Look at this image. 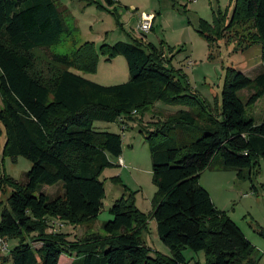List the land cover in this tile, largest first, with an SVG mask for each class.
Returning <instances> with one entry per match:
<instances>
[{
	"label": "trees",
	"instance_id": "16d2710c",
	"mask_svg": "<svg viewBox=\"0 0 264 264\" xmlns=\"http://www.w3.org/2000/svg\"><path fill=\"white\" fill-rule=\"evenodd\" d=\"M66 12L59 0H0V155L32 163L22 182L3 175L12 190L1 212L0 244L18 240L9 251L12 264H61L63 254L70 264H185L186 248L205 252L206 264H257L255 247L215 206L200 175L207 168H232L238 179H252L264 161V117L256 123L246 114V106L264 96V0H237L227 25L201 22L210 42L243 27L249 30L238 45L261 46L262 71L250 78L228 67L216 108L191 89L183 68L172 65L173 56L143 37L102 49L109 57L124 56L128 81L103 85L77 74L72 69L96 70L93 43L71 54L46 53L71 34ZM42 50L46 55L38 54ZM251 85L255 92L244 102L238 93ZM157 102L188 109L147 129L157 186L152 212H141L125 193L109 209L113 218L102 224L105 235L78 242L50 232L51 218L79 225L101 212L100 175L114 164L111 157H121L123 137L95 129L94 122L130 118ZM57 184L62 193L45 192ZM150 218L171 255L151 254L143 239Z\"/></svg>",
	"mask_w": 264,
	"mask_h": 264
},
{
	"label": "rangeland",
	"instance_id": "374dc122",
	"mask_svg": "<svg viewBox=\"0 0 264 264\" xmlns=\"http://www.w3.org/2000/svg\"><path fill=\"white\" fill-rule=\"evenodd\" d=\"M111 1V2H110ZM65 8L66 21L71 34L62 38L60 43L46 53L71 54L86 42L93 43L98 55L97 68L94 71L72 69L77 74L103 85H114L129 80L127 61L122 55L103 54L102 49L117 41L130 42L133 39L152 43L163 48L167 57H172L175 68H183L193 91L216 108L221 104V93L228 67H233L250 78L262 71L261 46L255 44L244 49V43L238 41L249 29L235 27L227 32V37L212 40L200 32L201 22L217 28L229 24L237 0H59ZM148 15L153 17L152 28L143 33L138 25ZM172 49V51H171ZM38 54H45L40 51ZM255 92L251 85L240 90L238 95L247 102ZM3 103L0 97V109ZM185 106H172L157 102L142 112H133L130 118L120 117L115 122L95 121L97 130L122 134L126 168L119 164V158L111 157L112 166L106 167L100 175L104 183L105 197L101 212L95 221L71 225L60 220L49 219L50 232H64L68 240L85 242L86 239L105 235L102 224L110 219L109 212L114 202L125 196L133 197L135 206L146 215L153 210L157 186L152 176V159L146 141L147 129L163 122L171 113ZM246 114L261 123L264 117V96L255 104L246 106ZM152 128V127H151ZM193 134V133H191ZM180 138H186L181 135ZM4 137L1 138L3 143ZM2 148V147H1ZM2 153V149H1ZM31 161L23 156L13 160L0 155V220L4 206L12 187L4 181L3 175L15 180H25V173L31 167ZM200 184L211 194L215 206L224 211L240 228L257 251V264H264V161L259 173L252 179L240 180L232 168L224 172L206 169L200 175ZM48 186V185H47ZM45 192L51 196L62 193L60 184L48 186ZM143 239L151 254L159 252L171 255V251L159 238L156 221L149 219L148 230ZM18 243L15 238H7L0 244V264H12L9 251ZM39 247L40 242L34 241ZM185 264H206L203 251L194 252L186 248L183 251ZM2 257H9L2 262ZM61 264H70L71 258L61 256Z\"/></svg>",
	"mask_w": 264,
	"mask_h": 264
},
{
	"label": "built area",
	"instance_id": "2783aa9c",
	"mask_svg": "<svg viewBox=\"0 0 264 264\" xmlns=\"http://www.w3.org/2000/svg\"><path fill=\"white\" fill-rule=\"evenodd\" d=\"M152 20L153 17L148 15L144 20L140 22V24L138 25V29L141 30L143 33L149 32L152 28ZM119 164L124 165L123 159L121 157H119Z\"/></svg>",
	"mask_w": 264,
	"mask_h": 264
},
{
	"label": "crops",
	"instance_id": "0c3cea01",
	"mask_svg": "<svg viewBox=\"0 0 264 264\" xmlns=\"http://www.w3.org/2000/svg\"><path fill=\"white\" fill-rule=\"evenodd\" d=\"M124 152V151H123ZM123 154V153H122ZM121 158L123 159V162H124V165H121V164H118V165H120V166H122L123 168H126L125 166H126V163H125V159L122 157V155H121ZM208 169V168H207ZM209 169H211V170H213V171H222V172H224L225 170H220V169H215V168H209ZM206 170V169H205ZM204 170V171H205Z\"/></svg>",
	"mask_w": 264,
	"mask_h": 264
}]
</instances>
